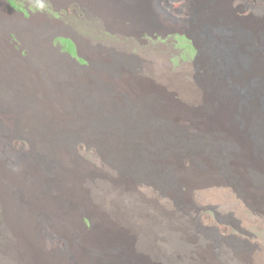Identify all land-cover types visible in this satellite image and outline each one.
I'll return each instance as SVG.
<instances>
[{
    "label": "rangeland",
    "instance_id": "rangeland-1",
    "mask_svg": "<svg viewBox=\"0 0 264 264\" xmlns=\"http://www.w3.org/2000/svg\"><path fill=\"white\" fill-rule=\"evenodd\" d=\"M16 1L35 21L16 30L29 17L17 13L6 22L18 24L7 28L13 32L0 35V264H113L120 243L101 242L100 232L130 238L115 210L174 220L193 242L191 253L178 252L182 261H194L195 252L202 264H237L236 254L246 257L243 264H264V165L252 159L259 154L264 164V152L248 148L238 150L240 159L230 157L232 137L222 135L233 125L248 141L264 140V97L255 110L243 93L264 83V0ZM188 1L196 2L190 11L182 7ZM209 10L216 24L205 22ZM244 24H255L256 33ZM216 27L250 40L248 69L227 71L216 59ZM189 35L201 41V55ZM241 73L248 76L236 82ZM143 102L160 110L153 112L156 126L179 135L172 143L190 155L141 159L124 174L113 166L121 133L97 132L96 122L131 124L123 108ZM224 104L231 106L222 121ZM197 150L215 164L208 172L192 159ZM140 206L141 214L124 213ZM159 251L158 264H168L169 251Z\"/></svg>",
    "mask_w": 264,
    "mask_h": 264
},
{
    "label": "bare ground",
    "instance_id": "bare-ground-1",
    "mask_svg": "<svg viewBox=\"0 0 264 264\" xmlns=\"http://www.w3.org/2000/svg\"><path fill=\"white\" fill-rule=\"evenodd\" d=\"M191 1H188V3L183 4L182 7L187 8L189 11L192 10L195 7L196 2H191ZM14 3L18 6V9H17V11L15 10V13L13 11H10V10L9 11L3 10L6 7V5H8V4H10L11 9H13V8L15 9L16 5L14 6ZM218 3L223 4L224 0H218ZM0 4L2 5V9H0V10H2L0 12V35H1V31H2V34H4L5 39H7L5 36L6 33L8 34L9 32H13V30H11V29L9 30L7 28L11 27L14 29V26L18 25V24L12 23L11 25H9V24H6V22L9 20H10V22L15 21L16 16H14V15L17 13H21V19L22 20L24 18L26 19L29 15H24L21 7H19L18 1H16V0H0ZM217 6H218V4H217ZM217 6L215 3L214 6L212 7V11H218L216 9ZM216 13H218V12H216ZM206 14L207 15L204 18L205 22H207L209 24H216V21L218 19L213 20L212 18H208V17H210V15H213L211 13V10H209L208 13H206ZM221 17H223L225 20H227V18L225 16H221ZM228 17H230V16H228ZM29 18H31V20ZM34 21H35V19L32 18L31 16H29L28 19L25 21V23L22 26L21 25L17 26L16 30L21 31L22 28L25 30L27 28L28 24H29V26L34 25V23H33ZM244 26L250 33H252V35H254L256 33L255 32L256 31V25L255 24H253V25L244 24ZM216 29H217V27L214 28L215 33L212 34V38L215 41V43L213 42L212 45L214 46V55H215L216 59L221 61L223 68L227 71L234 70V67L239 68L242 66L244 68L248 69V66L250 65V59L248 58L249 56H247L248 55L247 52H248V50H251L250 40H248L244 35H242L240 33H235L233 31H230V30L225 29V28H223V29L219 28L217 30ZM188 38L192 41L193 46L197 51V55H201V53L203 52V49H202L201 41L199 40V38L196 35H189ZM12 40H14V39H12ZM7 46H9V45H7ZM129 64H130V66H129L130 68L134 67L132 63H129ZM121 65L124 66L126 64H123V61H122ZM247 76H248V74H246V73L242 74L241 73L239 75V77H234V80L236 82H242L244 79H246ZM257 81L258 82H254L252 84L254 86H249L248 88H246L243 91V93L245 94L244 95L245 97L253 100L251 102V105H252L253 109H255V110L259 109L257 105L259 104V106H260V100H261L260 98L264 97V83L260 80H257ZM201 92L203 93V91H201ZM210 97H211V95H210ZM202 98L207 100L209 98V96L205 93L202 95L201 99ZM261 101L264 104V100L262 99ZM224 105H225V107L219 108V114L217 115V118L222 120V121L224 119L228 120V116H229L228 112H227L228 111L227 108H229L228 106L230 104H224ZM124 106H119L118 110L121 112V110ZM123 109H127V112H128V115L125 114L124 116L126 118L131 119V121L128 120V122L133 123V122L140 120L142 122L141 125H139L138 127H135V125H131L132 123L131 124L127 123L126 120L121 121V123L114 125L113 123L109 122V120L111 121V120H113V118H110V119L101 118V119H103V121H102L103 123L100 124V122H98V123L96 122V125L97 124L98 125L96 126L97 128L95 129L97 132H100V133H103L106 131H113V130H116L117 132L121 133V135H122L121 140H120V142H119V144L115 150V152H116L115 159L116 160H115L113 166L116 170H119L120 172L126 174V172H130V170H132V169L139 168L140 166H137V163H140L141 159H145L148 161L151 157H152V159H154L155 157H158V158L159 157L160 158L165 157V159L167 158L166 160H168L169 158H172V156H174L175 154H180L181 152H183V154L190 155V151H187L190 149H188L187 146L185 147V149H183L182 147L176 146L175 144L172 143V141H175L176 140L175 138L179 137V135L178 136L175 135L174 131H172V130H170L168 132L165 130V132H164V130H162V128H159L158 126H156L157 119L154 120V118H156V117L154 116L153 112H157V111L160 112V110H157L154 108L152 109L150 102H147V103L143 102L139 106H137L134 103H131L127 107L125 106ZM160 115H161V112H160ZM124 116L122 118H120L119 120H122L123 118H125ZM211 116L212 115H205V119L207 121L214 120V118H211ZM258 118L261 121L260 126H262V130H260V132H261V134H264V112L260 111L258 114ZM152 121L154 124L151 123ZM146 122H148L146 124L147 126L144 125V123H146ZM150 124H152L153 126ZM154 126H156L158 128H155ZM211 128H212V126H211ZM243 131H244L243 129L236 127V126H233V125L231 126V129L226 130L224 133L222 132V129H220V132H222V135L227 136L229 134V136L232 137V139H229L230 141H228V143H230L229 144L230 146H228V144L225 145V148L227 146V148L225 149V152L227 154L233 153L229 156L231 157L232 155H235L233 157L239 158V159H240L241 153H242V152L240 153L239 151H245V149H248V148L256 149L258 151L262 150L264 152V140H260L257 142H254L251 140L248 141V140H246V136L243 135ZM163 133H164V135L165 134L168 135V137H169L167 139L168 142L162 140ZM146 137H147V139H150V141H151V144H149L150 146L142 143L144 138H146ZM179 138H177V139H179ZM226 138L228 139V137H226ZM226 138L222 137L223 141H225ZM210 140L212 142L214 139L210 138ZM180 146H181V144H180ZM203 153H204V151L199 152L197 150L196 154L192 157V159H198V160L205 162L206 163V165H205L206 169L205 170L207 171V170H209L210 167H214L215 164L212 163V161L206 155V153L205 154H203ZM160 154H163V155H160ZM258 155L259 154L256 155V158H253L255 155L254 156L251 155L252 159L254 161H256V163L258 162V163L264 165L263 163L258 161V160H260L257 157ZM185 156H187V155H185ZM184 158H186V157H184ZM244 160H246V159H244ZM123 161H125V162L130 161V162L125 164ZM174 164H176V163H174ZM150 169H157V166L150 165ZM217 183H219V182H217ZM253 189L255 190V188H253ZM262 189L263 188H261V189L259 188L258 190L261 191ZM144 209H145L144 206H142V207L140 206L136 210L131 209V210H127L124 213L128 214V212H130V213H134V215H136V213H140ZM114 212L116 213V214H114V215H116L114 217V220L117 222L116 224L119 225L120 228L125 227L126 229H128V231L130 233V238L125 239V237L123 236L122 233H118V234L113 233L111 235H107L104 232H100L102 235V239H103V240L100 239L101 242L105 241L107 245L115 244V247L118 246L117 243H120L119 247H116L115 250L117 253H120L121 255L117 258L118 260L113 262V264H158L159 257L161 254V251H159V246H161V245L164 248L163 253L166 251L167 252L169 251L168 252L169 253L168 264L169 263L170 264H202V261H204V259H202L203 256L198 255L197 253L194 254L195 252L192 253V255H194L196 257L194 261H192L191 255L184 256L185 260L183 259L184 261H182V258H180L178 254L183 253V255H184V254L191 253L192 252L191 248L193 246V242L190 240L191 243L189 244V241L187 239L183 238L184 235L186 236V234H184L180 231V228H178V225L173 226V224H171V223L174 222V220L166 218L167 216L165 217V219L162 216L159 220H156V219H151L150 217H149V219H147L144 212L143 213L145 216L144 215L143 216L142 215H136V216L132 215V217L123 216L122 215L123 212L119 211V210H115ZM258 212L262 213L264 215L262 209H260ZM127 217L131 220L130 222L127 219ZM139 217H140V221L137 222L136 219ZM114 224H115V222H114ZM178 224H179V222H178ZM97 238L99 239V233L97 235ZM200 245H201L200 246L201 250H205V249L208 250L206 243H201ZM166 256H167V254H166ZM187 257L192 263L186 262ZM164 258L163 257L160 258L161 262L164 260ZM231 258L237 264H243V263H245L246 257L242 256V254H236V255H233ZM204 263H205V261H204Z\"/></svg>",
    "mask_w": 264,
    "mask_h": 264
}]
</instances>
